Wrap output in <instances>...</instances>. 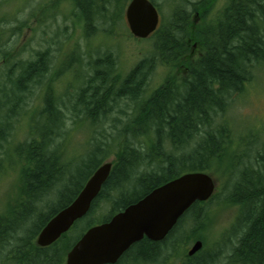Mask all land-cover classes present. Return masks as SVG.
I'll use <instances>...</instances> for the list:
<instances>
[{"label":"trees","instance_id":"trees-1","mask_svg":"<svg viewBox=\"0 0 264 264\" xmlns=\"http://www.w3.org/2000/svg\"><path fill=\"white\" fill-rule=\"evenodd\" d=\"M68 1L78 10L83 38L89 40L102 26L107 27V36L114 34L130 0ZM149 1L155 4L154 0ZM215 2L173 1L169 22H161L152 35L157 43H152L150 55L124 76L117 73L110 53L93 59L88 52H70L62 59L63 72L71 71L81 57L83 63L79 60L77 64L86 67L84 73L80 72L81 81L75 86L74 95L68 91L58 97L53 88L44 86V105L37 113L39 117H34L35 124L28 126L32 139L11 147L7 144L15 134L13 120L50 71L48 52L20 63L18 72L9 71L5 81L0 78V172L15 166L18 159L24 163L18 176V197L0 213V264H65L67 252L82 234L69 244L68 232L44 248L36 245V238L109 159L113 160L110 174L82 219L96 218L103 205L107 206V215L101 221H90L84 232L186 173L204 172L213 177V172L220 171L222 176V164L229 154L235 165L227 173L224 198L239 207L233 229L236 243L229 263L264 264V143L248 145L239 139L243 146L246 144V158L234 152L232 155L234 134L225 121H217L225 113L228 101L243 93L256 67L264 64V0H227L209 23L206 19ZM16 36L11 35L10 41ZM0 42L3 66L19 52L4 50L6 43ZM192 45L198 58L190 56ZM157 66L170 67L172 74L147 94L148 79ZM68 106L71 111L65 113ZM72 112L73 116L68 115ZM111 114L115 152L109 153L106 144L99 142L82 182L66 176L61 167L68 166H64L62 155H56V145L49 148L61 136L67 117L89 120L96 127ZM53 160L62 165L58 167ZM216 195L217 192L208 201L193 204L164 240L152 242L144 238L132 245L116 264H170L182 256L185 259L180 264H211L212 255L203 258V245L193 256H188L189 250L187 255L182 254L181 247L188 239L200 241L199 233L207 217L204 205ZM79 221L71 229H76ZM187 222L191 226L189 232L181 236L178 231Z\"/></svg>","mask_w":264,"mask_h":264},{"label":"rangeland","instance_id":"rangeland-1","mask_svg":"<svg viewBox=\"0 0 264 264\" xmlns=\"http://www.w3.org/2000/svg\"><path fill=\"white\" fill-rule=\"evenodd\" d=\"M173 1L175 0H154L157 7L160 8V10L158 9L160 24L161 22H169ZM226 2L227 0H216L210 15L206 19L209 23L213 22L211 18L218 15ZM185 7L189 11L192 10L191 6ZM81 19L78 10L68 0H0V41L6 43L4 50L15 49L19 52V54L10 57V60L3 66H0L2 81H5L9 71H14L16 74L18 72L17 66L20 63L33 60L38 53L47 51L50 61V71L44 77V83L32 91L22 113L13 120L15 122L13 132L15 134L9 139L11 144H3L11 147L12 144H21L32 139L28 126L35 124L37 118L34 120V117L38 116V111L44 105L42 97L44 86L53 88L58 97H62L68 91L71 96L74 95L76 87L81 81L80 72L84 73L86 67L85 64L80 63L78 65L79 60L83 63V58L77 59L76 57L74 68L71 71L63 72L62 59L70 52H88L90 58L93 59L110 53L116 62L117 73L124 76L142 58L149 56L152 51V43L153 46L157 43L153 37L141 41L134 40L129 34L124 17L115 26L114 34L111 36L104 33L107 27L102 26L98 29L95 37L85 40ZM13 34H17V36L10 41V36ZM192 51L190 56L193 59L198 58L199 53L194 46ZM179 73L182 74V71L179 70ZM171 74L172 69L170 67L157 66L148 79L147 94L159 88L164 83L165 78ZM122 108L125 107L122 106ZM69 111H71L70 106L64 109L65 113ZM68 115L73 116V112L68 113ZM110 117L112 118L113 114L105 122H99L96 127H92L89 120H79V118H71L70 120L67 117V121L60 130L61 136L56 138L50 147L51 149L49 148L52 150L56 145V155H62L64 166H68L66 168L61 167L62 171H66V176L72 179L76 177L80 179V183L82 182L86 177L89 164L94 161L93 152L99 142L106 144L109 153L115 152L116 146L113 142L115 134L111 130L112 121ZM217 121L227 123L235 138L233 142L235 145L229 151L236 153L237 156H242L243 159L246 158H244V153L248 151L246 144L243 146L238 142L239 139L245 140L248 145L264 143V64L256 67L253 79L247 83L243 93L235 95L228 101L225 113L220 115ZM65 132L66 134H64ZM243 159L240 160L243 161ZM56 161L53 160V164L56 163L58 167L62 165L61 161ZM234 163L235 159H232L231 154H229L228 159L222 164V176H219L220 171L212 173L216 181L217 195L215 199L204 205L207 217L199 235L200 241L203 242V258L212 255L213 262L211 264H230L229 257L232 246L236 243L233 229L239 214V207L227 203L224 198L226 195L224 186L228 184L226 176L234 167ZM4 164L9 166L8 162ZM23 164V161L18 159L15 166L6 168L2 174L0 172V213L4 212L6 206L13 203L18 197V176ZM103 206V209L96 212V215L102 212L96 218L91 220L80 219L77 228L69 231V244L83 234L90 221L98 222L106 217L107 206ZM190 227L188 222L184 223L178 234L184 236L189 232ZM194 241L196 240L188 239L182 243V254H186ZM184 259L185 257L182 256L181 259L177 258L170 264H180ZM206 264H210V261Z\"/></svg>","mask_w":264,"mask_h":264},{"label":"water","instance_id":"water-1","mask_svg":"<svg viewBox=\"0 0 264 264\" xmlns=\"http://www.w3.org/2000/svg\"><path fill=\"white\" fill-rule=\"evenodd\" d=\"M125 20L135 39H147L159 25V14L151 1L131 0L125 9ZM110 170L111 163H106L94 172L76 199L41 230L36 239L37 246L52 245L88 213ZM215 190V181L203 172L186 173L169 181L109 221L86 231L67 253L65 264H116L143 238L152 242L164 240L193 204L206 202ZM201 247V241H196L188 255L192 256Z\"/></svg>","mask_w":264,"mask_h":264},{"label":"bare ground","instance_id":"bare-ground-1","mask_svg":"<svg viewBox=\"0 0 264 264\" xmlns=\"http://www.w3.org/2000/svg\"><path fill=\"white\" fill-rule=\"evenodd\" d=\"M8 40H9V39H8ZM104 183H105V182H104ZM104 183H103V184H104ZM36 239H37V238H36ZM74 244H75V243H74ZM38 247H40V246H38ZM201 249H202V247H201ZM198 251H199V250H198ZM198 251H197V252H198ZM188 252H189V251H188ZM197 252H196V253H197ZM196 253H195V254H196ZM195 254H193V255H195ZM193 255H192V256H193ZM188 256H189V255H188Z\"/></svg>","mask_w":264,"mask_h":264},{"label":"flooded vegetation","instance_id":"flooded-vegetation-1","mask_svg":"<svg viewBox=\"0 0 264 264\" xmlns=\"http://www.w3.org/2000/svg\"><path fill=\"white\" fill-rule=\"evenodd\" d=\"M195 47V46H194ZM192 53H193V51H192Z\"/></svg>","mask_w":264,"mask_h":264}]
</instances>
